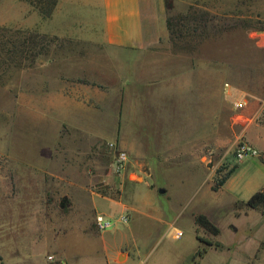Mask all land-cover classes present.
Segmentation results:
<instances>
[{
  "label": "rangeland",
  "instance_id": "obj_1",
  "mask_svg": "<svg viewBox=\"0 0 264 264\" xmlns=\"http://www.w3.org/2000/svg\"><path fill=\"white\" fill-rule=\"evenodd\" d=\"M189 6L217 18L165 46L174 64L168 83L150 62L115 79L122 72L103 47L29 28L31 15L38 23L52 14L0 0V41L22 38L18 31L48 36L29 66H8L0 53V264H56L51 254L68 264H264V211L241 204L264 188V0H166L178 33ZM90 52L94 108L35 99L44 71L78 65ZM151 76L152 86L124 84ZM243 143L256 153L239 160ZM121 150L127 161L118 172ZM96 213L128 220L98 231ZM199 213L220 233L198 227Z\"/></svg>",
  "mask_w": 264,
  "mask_h": 264
},
{
  "label": "crops",
  "instance_id": "obj_2",
  "mask_svg": "<svg viewBox=\"0 0 264 264\" xmlns=\"http://www.w3.org/2000/svg\"><path fill=\"white\" fill-rule=\"evenodd\" d=\"M31 16H34L33 21L26 22L29 28L38 26L43 33L76 39L107 50V59L122 72L120 76H114L115 79H124L127 76H123L124 72L132 74L133 69L141 73L150 62L160 64L164 69L155 76L166 72V82L172 83L170 75L174 64L169 62L170 53L163 50L170 41L166 0H58L49 19L37 23L38 16ZM90 53V57L83 58L78 65H57L44 71L42 94L40 99H35L40 100V104L46 100L61 106L94 108L93 103L98 99L96 83L99 81L91 72V65L97 62H92L93 54ZM155 76L149 77L144 84L135 78L124 84L152 86L156 83ZM148 89L153 90L152 87L145 88ZM254 106L255 102L251 101L248 111ZM121 254L124 259L129 255L120 249L118 256Z\"/></svg>",
  "mask_w": 264,
  "mask_h": 264
},
{
  "label": "trees",
  "instance_id": "obj_3",
  "mask_svg": "<svg viewBox=\"0 0 264 264\" xmlns=\"http://www.w3.org/2000/svg\"><path fill=\"white\" fill-rule=\"evenodd\" d=\"M24 1L34 7L43 19L51 16L58 2V0ZM186 11L187 12L182 15V23L179 24L178 30L180 34L176 31L177 28H174L171 19L169 17L166 18V25L169 35L171 36L170 40L172 43L174 42L173 39L176 38V34L179 36L182 35V30L185 33H183L182 36H190L191 32L195 33L202 30L206 31L208 26H210V24H212V22L217 18L214 15H210L207 10L195 9L192 6H189ZM222 21H226V19L223 18ZM18 33H24V36L22 38H18L16 35L4 41H0V53L3 56L4 64H7L8 66H29L34 62V58L43 52L44 44L47 41L46 38L48 36L36 31H18ZM53 39H56V36H52V40ZM232 171L233 169H229L220 179L217 180L212 189L216 191L218 187L222 186L229 178ZM241 204L249 208L262 209L264 211V188L251 194L247 200L241 201ZM194 221L198 227L203 228L205 231H208L213 235L220 233V228L203 213L194 215ZM197 238L199 242L206 245L213 244L212 241L203 237L198 236ZM215 246H219V244L215 243ZM205 251L206 249L204 246L199 247L193 255V260L200 257Z\"/></svg>",
  "mask_w": 264,
  "mask_h": 264
},
{
  "label": "built area",
  "instance_id": "obj_4",
  "mask_svg": "<svg viewBox=\"0 0 264 264\" xmlns=\"http://www.w3.org/2000/svg\"><path fill=\"white\" fill-rule=\"evenodd\" d=\"M246 104V101H240L236 103L237 108H241ZM256 153V150L249 144L243 143L237 149V159L241 160L247 156H252ZM127 161V154L125 151H118L114 158L115 170L121 172L125 169V164ZM128 220L127 215H122L119 218L112 220L104 216L102 213H96L94 216V225L98 231H105L116 225L117 223H126ZM176 235H181V231H177ZM47 259L50 261H55L56 264H66L61 258H56L54 255H47Z\"/></svg>",
  "mask_w": 264,
  "mask_h": 264
},
{
  "label": "water",
  "instance_id": "obj_5",
  "mask_svg": "<svg viewBox=\"0 0 264 264\" xmlns=\"http://www.w3.org/2000/svg\"><path fill=\"white\" fill-rule=\"evenodd\" d=\"M164 189H160V192H163ZM60 206L63 207V202L60 203Z\"/></svg>",
  "mask_w": 264,
  "mask_h": 264
}]
</instances>
